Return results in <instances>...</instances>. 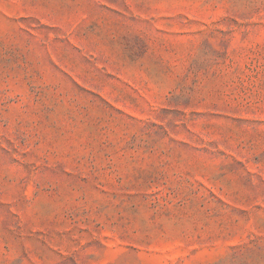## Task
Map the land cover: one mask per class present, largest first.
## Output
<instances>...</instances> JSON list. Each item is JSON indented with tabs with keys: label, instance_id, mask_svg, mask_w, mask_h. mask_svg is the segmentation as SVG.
<instances>
[{
	"label": "rangeland",
	"instance_id": "rangeland-1",
	"mask_svg": "<svg viewBox=\"0 0 264 264\" xmlns=\"http://www.w3.org/2000/svg\"><path fill=\"white\" fill-rule=\"evenodd\" d=\"M0 264H264V0H0Z\"/></svg>",
	"mask_w": 264,
	"mask_h": 264
}]
</instances>
